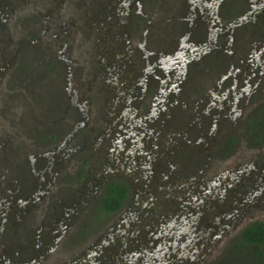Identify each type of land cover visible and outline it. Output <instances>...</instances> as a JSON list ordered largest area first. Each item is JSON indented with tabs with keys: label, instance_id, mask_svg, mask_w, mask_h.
Masks as SVG:
<instances>
[{
	"label": "flooded vegetation",
	"instance_id": "af4514ba",
	"mask_svg": "<svg viewBox=\"0 0 264 264\" xmlns=\"http://www.w3.org/2000/svg\"><path fill=\"white\" fill-rule=\"evenodd\" d=\"M69 3L90 29L60 42L49 22L0 76V264H202L217 235L232 248L264 222V0ZM114 183L121 205L102 210Z\"/></svg>",
	"mask_w": 264,
	"mask_h": 264
},
{
	"label": "rangeland",
	"instance_id": "374dc122",
	"mask_svg": "<svg viewBox=\"0 0 264 264\" xmlns=\"http://www.w3.org/2000/svg\"><path fill=\"white\" fill-rule=\"evenodd\" d=\"M69 2L70 0H0V76L4 86H8L11 78H17L15 74L17 72L21 73L25 68L26 65H23L25 63L21 61L23 52L27 50L28 53L31 54L35 46L42 43L44 39L42 34H46L42 31L49 22L51 23L49 30L56 31V39H60V42L64 39L72 38L76 29L79 30V32H82L83 26H88V30L90 29L91 23L89 24L87 15L85 16L86 12H82V9H71V7H69ZM78 8H80V6H78ZM57 14H59V16H57ZM53 15H56L57 19H53ZM66 18L81 20L83 24L78 28L71 24L63 25L67 21ZM36 22L40 24L38 25ZM58 25H60V27ZM41 27L43 28L42 31ZM64 34L67 36H63ZM35 39L37 41L33 42ZM76 42L75 49L77 53L83 57L80 58L82 60L79 62L81 67L80 71H84L83 75L87 78L88 75L85 74V72H87V62L89 61L87 52L90 51L91 46L93 48L94 42L87 41L86 37L83 41L79 39ZM13 46H15L16 50L13 49ZM5 47L9 48L8 53H1ZM45 63L46 60H41L36 65L35 69L42 68ZM49 89L50 88H46V91L49 92ZM164 184L165 183H161L160 186ZM152 193L154 196V192ZM152 203V208H155L153 212L166 211L162 205H158V203L155 202ZM136 220L139 222L138 225L143 221L137 217ZM78 244L79 242H77L75 246ZM203 244L204 243L199 245L201 251L197 253V258L203 259L202 264H227L226 261L228 257L234 253V250L228 245V240L224 241L222 235L221 237L217 235L215 240ZM71 248L73 247H65L60 243V245L53 250L52 258L58 259L71 251Z\"/></svg>",
	"mask_w": 264,
	"mask_h": 264
},
{
	"label": "trees",
	"instance_id": "16d2710c",
	"mask_svg": "<svg viewBox=\"0 0 264 264\" xmlns=\"http://www.w3.org/2000/svg\"><path fill=\"white\" fill-rule=\"evenodd\" d=\"M118 183L112 184L101 198V209L114 211L121 205L126 189ZM101 216V215H100ZM234 250L227 264H264V222L247 225L240 231V238L233 243Z\"/></svg>",
	"mask_w": 264,
	"mask_h": 264
},
{
	"label": "water",
	"instance_id": "95a60500",
	"mask_svg": "<svg viewBox=\"0 0 264 264\" xmlns=\"http://www.w3.org/2000/svg\"><path fill=\"white\" fill-rule=\"evenodd\" d=\"M185 245H186V247H184V249L185 250H188V252H189V250L190 249H187V247L189 248V246L191 245V242L190 241H187L186 243H185ZM173 246H175V242H173ZM167 249V246L166 245H162L161 246V250L162 251H165ZM142 252H141V255L146 259V258H148V255H152L151 256V262H153L154 260L153 259H155L154 257L157 255V257H158V254L159 253H161V251H158V248L156 249L155 247H149V248H146V249H143V250H141ZM156 251H158V252H156ZM178 256L180 257V254H178ZM182 256H184V257H188V256H190V252L189 253H183L182 254ZM146 260H143V262H145ZM149 263V261H147V264Z\"/></svg>",
	"mask_w": 264,
	"mask_h": 264
}]
</instances>
